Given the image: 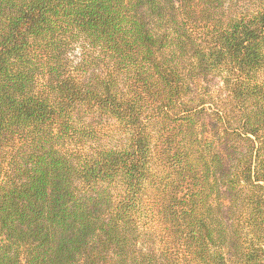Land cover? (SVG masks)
Instances as JSON below:
<instances>
[{"label": "trees", "instance_id": "16d2710c", "mask_svg": "<svg viewBox=\"0 0 264 264\" xmlns=\"http://www.w3.org/2000/svg\"><path fill=\"white\" fill-rule=\"evenodd\" d=\"M0 264H264V0H0Z\"/></svg>", "mask_w": 264, "mask_h": 264}, {"label": "rangeland", "instance_id": "374dc122", "mask_svg": "<svg viewBox=\"0 0 264 264\" xmlns=\"http://www.w3.org/2000/svg\"><path fill=\"white\" fill-rule=\"evenodd\" d=\"M68 56L69 62L74 65L76 62L81 60L83 52L81 51L80 47H75V49H73V51H71ZM87 120L91 122L86 121V125L88 123L91 124L97 133V138H94L93 140H89L87 142V146L89 148H95L96 146H98V142H102L105 144L113 142L112 122L106 121L96 116H89Z\"/></svg>", "mask_w": 264, "mask_h": 264}]
</instances>
